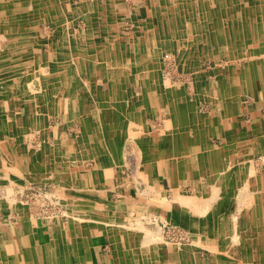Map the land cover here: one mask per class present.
I'll list each match as a JSON object with an SVG mask.
<instances>
[{"label": "crops", "instance_id": "crops-1", "mask_svg": "<svg viewBox=\"0 0 264 264\" xmlns=\"http://www.w3.org/2000/svg\"><path fill=\"white\" fill-rule=\"evenodd\" d=\"M112 1L114 2V4L111 5ZM200 1L202 7L205 6V4H208L206 2L207 0ZM230 1L232 4H235L233 5V7L236 6L235 9H233L235 13L237 12V10L243 12V16L241 19L236 18L234 12H230L228 13V18L224 20V18L220 14L222 9L219 8L220 12L218 11V6L221 7V3L223 1L214 0L212 7L209 9L211 13V21L204 25L202 20H199L202 12L200 11L199 13L198 11L197 17L194 9L195 2L193 0H167L166 4L162 0H107V13L112 10V15L115 14L114 16L116 17L114 29V39L116 40L113 44V49L111 48V44H109L110 38H104V43L103 40H99L98 37H96V39L93 41L96 46H100L102 44L106 45L107 49L113 50L115 52L116 60H113L111 56L108 58L106 55L99 52L90 59L87 58L85 60L83 58H78L76 60L77 67L75 66V68L73 69L72 75H64L63 73H59V75L55 77H52L53 75L46 78L42 77L41 81L38 78L32 79L33 86H31V89H35L36 91L38 89L44 90H42L41 94H38L35 91L36 93H33V95L35 94L34 99H32L28 103H15L14 108L7 113L2 108L3 103L0 101V115L1 113H3L2 116L5 117H3V120L0 121V127L8 125L9 130L11 128V132L17 135L16 132L18 131V128H23L25 126V123H27V120H30L22 114H27L29 111L35 113V106L39 105L34 104V102L37 101L38 103L42 100L48 99L46 103L50 105L45 106L46 110L43 108L42 110L54 115L61 113L64 122L63 128L71 126L72 131L78 130L77 133H74L71 144L68 143V141H63L64 139H58L55 141V144H58V153H61L62 150L64 151L72 149V157H70V161L68 162V164L75 165V159L81 158V155L78 152L81 150V148L88 147L87 149H85L86 151H83L85 152L83 161L89 162L90 159L93 160V163L95 164V167L97 169L96 173L94 174L89 172L87 174H84L79 170L81 168L80 166H78L73 169L72 173H68L67 168L69 167V165L66 169L61 166V169L56 170L59 174L57 178L59 185L62 181L61 178L65 175L66 179H68L66 180V182L71 183L72 181H77V183L80 182L81 184L86 180V184H89L90 187H94L99 184V179L102 178L104 179L103 182L106 181L103 186H107V188H109L108 181L110 177L109 179H107L106 176H104V173L108 172L113 176L112 167L117 159L123 162V165L120 168V174L125 173L126 169H130L131 174H133V169L131 168V166L128 167L124 164V158L120 155V153H116V145L113 144V141L115 139L113 138L112 140V137L110 135L106 133V135L104 134L105 139L102 142L103 146L101 147V152L98 146L92 145V143L94 144V142L97 141L95 140L96 134L93 135V138L91 134H87L88 131L90 132V122L92 121L91 119H82L86 122V124L80 122L77 123L76 121H71V119L65 120V113H63L58 107V103L61 101V94L59 95L58 90L137 89L132 91L135 92L140 89H165V86H161L159 81L163 63L165 61L171 60L178 61L181 62L179 70L181 71L182 69H184V75H192V77L194 78L195 85L193 89L200 90V96L196 97L200 99L201 106L198 107L197 104L191 101L192 108L189 109L187 114H183L186 119H188V123H184V125L182 126L176 125L175 128L178 127V130L174 131V128L173 131H171L173 137L171 140H169L168 143H171V146L175 148L173 144L177 143L176 141H180L183 143L184 151L183 153H181L178 160L176 158L178 156H176L174 153L170 155V158L176 160L174 166L175 170L180 169L186 172L187 168H190L191 163H188V160L185 158H187V156L188 158H190L192 153H198L195 159H197V161H200L201 157L202 166L195 167L194 164H191L192 168L189 169V172H191L192 170H194L193 168H195L198 172L197 174L199 175L200 180L205 181H207L209 173L213 170L219 171V173L224 176L223 172L225 167L227 166H223V164L227 162L228 165L231 161L232 166L238 165L240 160V154L238 155L237 153H235L237 154L235 155L237 157L236 159L228 160L229 155L231 154H223V150H225L224 147L226 146L225 144H230V146L234 144L233 146L235 150H239V145H247V142L242 141L244 140V137H241L240 133H242L244 130H246L247 133L248 131H251L254 121H258L260 119L264 120V114H261L259 117L257 116L258 118L253 114L254 117H250L248 120H246L245 123H242L241 120H239L235 123V126H233V123L227 126L225 124V119H231V114L235 110L234 103L239 99H245V96H248V98L252 99L253 102H255L259 97L262 101H264V91L259 90V88L262 87L261 85H263L264 87V81H262V84H258V89H255L256 84H253V86L255 87L246 86L251 83V76H253V72H248V69L251 70V67H255L258 70V73H256L255 75H258L259 77L262 76L264 78V58L260 61L261 63H263V65H261L262 67L260 66V63L258 66L249 64V67L245 68L243 71L234 70L231 73L234 78L224 77V80H220V86L218 85V82L216 84L212 82L210 83L211 77L206 78V75H202L200 73L202 66L199 63H196L195 54L197 53L198 55H201L204 53L206 47L209 48V46L212 47L213 45L214 48L218 49L217 42L218 44H220V49H218L216 53H222V55H230L233 48L235 46H241V43L243 41L247 40L248 42H252L254 41V38L264 37V6L262 4V0H253L251 2L246 0L247 4H245V6H241L239 0ZM81 2L82 0H78L77 2L76 0H59L58 4L61 7V10L72 11V9L76 8ZM123 2H127V4ZM122 3L123 5L126 4V7L127 5L132 6L130 15L122 14V8H124ZM74 4L75 6H73ZM217 12H219V15ZM192 13H194V15ZM78 15L79 18L75 20V24L81 27L82 19L80 18V12H78ZM190 15H193V19H190ZM219 16H221L220 19L223 21L220 27H218L220 20ZM250 16L254 18V20L249 21L247 17ZM126 19L129 20V22L131 23V27L133 28L136 23L138 31L141 33V37H134V29L132 38L128 36H122L120 34L119 26L121 24L127 23ZM175 20L181 21L180 24H175ZM261 25L263 28L261 30H258L257 27ZM72 26L69 28L74 29L75 27L73 28ZM193 27L195 28V32L192 35L191 30L193 29ZM43 28L45 30L46 27ZM215 29L217 30V34H214L211 31ZM76 33L77 32H75V34ZM186 45L194 46L193 61L190 63H188L184 59H178V56L180 54L177 55L173 52V50L175 52L179 51L178 49H181L180 47H185ZM138 49H140V54L142 53L141 56L143 57L142 59H140L142 63L141 66L135 64V52ZM157 51H162V54L166 56L162 58V56L159 55L158 65H151L152 59L148 58V55ZM179 53H181V51ZM211 53L214 54L213 51H211ZM138 56L141 57L140 55ZM241 60L243 61L242 57H240L239 61ZM192 63H194V65H192ZM9 65L10 59L8 60L7 68L9 67ZM11 65L14 66L13 61ZM109 68H111L112 70H110ZM27 72L32 71L29 69L25 70V72L23 71V73L25 74ZM66 76L69 78H67ZM206 79L207 82L205 85ZM175 89L181 88L177 87ZM203 89H218L217 96L214 92H212L211 95H205V97H207L208 99H212L208 101V104H205V106L208 105V108H210L211 106L212 108L210 109H212L211 111H213L214 114H216L217 108L220 109L218 115L214 116L212 115V113L207 115L204 112L202 104L203 102H205L206 98L203 97V95L201 96ZM154 92L157 95L162 94L160 90H155ZM218 96L219 98L221 97L222 100L221 106L220 104L216 105L218 104V101H216L218 100ZM21 105H23V107H25L26 109H23ZM149 109L150 113L151 111L154 112V119L151 117L142 118V124L145 126V128L148 129V131L145 133V137L147 139L151 138L153 145L159 147L161 138L163 136L165 137L164 134L166 133V126L164 121L166 119V116L169 115L167 113L168 108L166 107L165 103L161 102L158 107L154 106L152 108H148L147 110ZM159 115L161 116L160 119L157 118ZM16 116L18 117L17 121L15 120ZM247 123L250 125L249 128ZM105 125L107 126L108 123H105ZM240 126L241 128H244V130L239 129L238 127ZM164 131L165 133L163 134ZM182 133L187 137L178 138V134ZM85 135H87V137H85ZM200 135L203 136V141L201 142L197 140L199 139ZM76 136L77 140H75ZM107 136H110V139H108L109 137L107 138ZM259 136L262 137V140H264V130H261V128L254 130V140H256V143ZM166 137L168 138V136ZM1 138L0 149L5 152L4 148L6 147L8 148V151L11 152L12 150H9V148H11L13 144L11 143L3 146V140ZM90 142L91 144L88 145ZM209 143L211 145L210 147L208 146ZM216 143H218L217 146H215ZM222 143L223 146L221 147L220 145ZM15 146L19 155L17 156L15 154L12 156V158L8 156L9 161L11 160L8 166L14 167V156L20 158V154L23 155L26 152L25 148L22 149L17 144ZM90 148H93L94 151L100 153V155L89 152ZM112 149H114L115 153L112 152ZM160 150L162 151L163 156L165 154H168V152L164 151L166 150V148ZM58 153L54 155L60 156V154ZM209 156L218 157L219 161L217 165H222L209 170ZM21 160V162L23 163V158ZM99 160H103L105 163L103 169L102 165L99 164ZM234 161H236L235 164ZM155 162L158 165L150 160H141V164L137 166L136 179H139L138 177L144 178L145 175H147L148 178H153V173L154 171H157V166L160 168V170H163V167L159 166V160H155ZM25 164L27 165V163ZM238 169L239 168L237 167V170L233 171V175L235 176V182L232 183L234 186V195L236 196L238 203L244 206L245 214L250 220L249 225L251 226V229L249 227L248 234H250L251 236V234L253 233L254 236H252V240L250 238L251 243L249 245L250 252L248 259H241L238 264H264V208H261V203H264V174L259 177L257 176L256 171L252 172L243 168H240L239 170ZM54 172L55 171L50 169L45 171V175H52ZM201 174H207V176H201ZM128 175L129 173H127V176ZM243 175L247 176H245L244 180L242 179ZM180 181H184L183 185H185V188L187 190V186L189 183L187 179L185 181L184 178L183 180H181L180 178L177 180V183H175L176 188L179 186ZM241 183H243V189H241ZM166 185L167 188H171L170 184ZM189 186L191 188H196V185L192 183ZM60 187L62 186L60 185ZM238 187L240 189H238ZM222 189L224 191L225 187ZM225 193L226 191L223 192V194ZM87 198L91 200V203L83 204L82 207L85 206L86 211L92 212V209H94L95 211V209L99 208L100 210H103V212L105 213L104 215L107 216V220L112 218L110 217L111 214L109 212L111 211L112 213L115 207L111 204V202L107 203L106 200H103L104 203H102L101 200L96 198L95 196L90 197L88 195ZM83 201L87 202L86 200ZM97 201L99 203H97ZM249 203H251V205ZM254 204H258V206L260 207L259 211L255 209ZM124 206L123 209L126 216L125 219L127 220L129 218L127 216V205ZM11 211L13 212L15 210ZM193 211L194 210L190 211L189 213V219L191 220L196 217L194 214L192 216ZM258 213L259 216H257ZM17 214L19 218L22 219L19 225L14 226L10 229V233L18 236V239L15 238L12 241L5 242L3 238L1 239L0 237V264H168L167 256L171 254L170 250H168V246L162 249L151 248V250L148 249L145 251L142 244L138 243L136 240V238H138L137 233L135 235L132 234L133 232H135V230L130 231L129 229H127L123 234H119L116 231L114 232L111 227L108 229L104 228V222L103 226L100 225L99 227H97L98 225L89 223L91 220H94L91 219L93 217L91 214H88L87 220H85L88 221L87 225L79 224V227L76 230L74 228L75 225H73V223L70 224L69 222V228H66L65 232H62L61 234H55L54 236L46 234L45 230L42 227H39V230L35 228L32 229L34 222L31 219L32 217H29L27 212L24 215H21L19 213ZM228 215L229 214L227 212L224 214L223 221H231L234 225L232 228L233 230L234 227H236V223L233 221V219H231L232 216ZM200 218L201 216H199V219ZM222 225H224V223H222ZM258 225L261 226V231H259ZM229 231L223 230V233L227 235L229 234ZM91 232H106L110 235L123 237V240L120 242V244L113 245L112 254L109 256V259L106 261V263L105 261H101L98 258V256L102 255V251L98 249L100 247L95 248V252L99 254L98 256L97 253L94 255L92 253V247L88 243V237ZM201 232H203V234H207L208 236V239L205 240V244L211 249L213 258H217L218 256L220 259H222L223 254L218 253V251H221L219 248V244L221 242L223 244L229 243L230 239L226 235L221 234L223 235L221 238L225 236L227 239L218 242L220 235L219 237L213 236V234L212 236H209L205 227H202ZM256 235L257 239H255ZM2 237H5V235H2ZM94 238H97V236H94ZM94 242L95 244L100 243L98 239H96ZM202 242H204V240ZM71 244L73 245L71 246ZM237 245H239V241L237 242ZM227 247L228 245H226L225 248ZM122 249L124 251H121ZM178 252L179 253H177L176 256H184V258H187V261L189 262L188 264H207L206 262H202L201 259L198 258V256L192 257L191 251ZM115 256H118V261L113 260ZM224 262L226 264H230L227 260H224ZM210 264L223 263L219 261L215 263L213 261Z\"/></svg>", "mask_w": 264, "mask_h": 264}, {"label": "bare ground", "instance_id": "bare-ground-1", "mask_svg": "<svg viewBox=\"0 0 264 264\" xmlns=\"http://www.w3.org/2000/svg\"><path fill=\"white\" fill-rule=\"evenodd\" d=\"M58 1L59 0H0V72L4 71L8 73L10 77H12L10 85H12L13 87L18 88L20 86L19 85L20 81L18 80V78L26 77L25 76L26 74L23 73V71L25 72V70L28 69L31 70L32 73H34V75L36 74L37 76L36 78H38L41 81L42 77L46 78L52 75H53L52 77H55L59 75V73L60 74L63 73L64 75H72L73 69L75 68V66L77 67L76 60L78 58H83L85 60L87 58L90 59L99 52L106 55L108 58L111 56L113 60H116L115 52L113 50L107 49L106 45H102V44L100 46L99 45L96 46L93 41L96 39V37H98L99 40H103L104 38H110L111 42L109 41V44H111V48L113 49V44L115 43L116 40L114 39L116 17L114 16L115 14L112 15V10L107 13L108 11L106 9L107 0H82V2L79 3L76 8L72 9V11L61 10ZM77 1L78 0H76V2ZM162 1L165 4L167 2V0H162ZM193 1L195 2L194 9L196 14L198 11L199 13L200 11L202 12L199 20H202L204 25L207 24L209 21H211L210 20L211 13L209 9L212 7L214 0H207L206 2L208 4H205V6L203 7L201 6L200 0H193ZM222 1L223 2L221 3V7L218 6V11L220 12L219 8L222 9L220 14L225 20L226 18H228V13L230 12L235 13L233 9H235L236 6L233 7V5L235 4H232L230 0H222ZM112 4H114L113 1L111 5ZM78 12H80V18L82 19L81 27L75 24V20L79 18ZM219 12H217L218 15ZM192 14L194 15V13ZM193 15H190V19H193ZM221 16H219V19ZM235 16L236 18L241 19L243 16V12L237 10ZM180 22L181 21L179 20L174 21L175 24H180ZM222 22L223 21L220 19L218 27L222 25ZM69 25L70 26L73 25L77 30V33L74 34V36L73 34H71L70 36L67 33V29L70 27ZM43 27H46L45 30ZM262 28H263L262 25L257 27L258 30H261ZM133 29H134V37L135 38L141 37V33L138 31L136 23ZM191 31L193 35L195 32V28L193 27ZM211 31L214 34H217L216 29ZM193 47L194 46L192 45L190 46L186 45L185 47H180L181 49L177 48L179 51L175 52L173 50V52L177 55L180 54L178 56V59H184L188 63H190L193 61V56H194ZM180 51L181 53H179ZM140 52H141L140 49L136 50L135 52V64L138 66H141L142 63L140 59L143 58L141 56L142 53L140 54ZM138 55H140L141 57H139ZM159 55H161L162 58L166 56L162 54V51H157L154 53H150L148 55V58L152 59L151 65L152 64L155 66L158 65ZM9 59H10V65L7 68V63ZM12 61L14 62V66L11 65ZM165 62H167L168 65L169 64L177 65L176 66L177 70H179L181 66V62L178 61L171 60ZM196 63L198 64V62ZM192 65H194V63H192ZM109 69L112 70L111 68ZM186 76L188 75H184L183 77ZM159 81L161 86H165L164 87L165 89H140L135 92L132 91L137 89H59L58 90L59 95L61 94V101L58 103V107L63 113H65L64 114L66 118L65 120L74 117L77 119L76 120L77 123L80 122L86 124V122L83 121L82 119L85 118L91 119L92 121L90 122V132L88 131L87 134H91L92 138L93 135L96 134L95 140L97 141V143L94 142V144L92 143V145L98 146L101 152L102 151L101 147L103 146L102 142L105 139L104 134L106 133L110 135L112 137V140L113 138L115 139L113 141V144L116 145L115 146L117 151L116 153L117 154L120 153V155L124 158V164L128 167L131 166V168L134 171L133 174H129L127 176V179H124L121 174L120 175L118 174V179H116V181L114 180L113 181L116 185L117 183L119 184L121 183L123 186H121L120 188L117 187V189L113 188L112 184L110 183L112 181L111 173L108 172L104 173V176H106L107 179L110 177L108 181L109 188H107L105 193L104 192L101 193L99 191L101 190L100 188L97 190L93 187H91V189L87 190L85 193L84 189L90 187L89 184H86L87 182L86 180L81 184L80 182L77 183V181H72L70 183V182H66V180L68 179H66L64 175V177L61 178L62 181L60 182V185L65 189L64 195L66 196V198L64 203H65V210L66 207H68V211L67 210H66L67 212L62 211L61 219L62 217H66L68 220H70L69 221L70 224L73 223V225H75L74 228L77 230L79 224L80 225L88 224L87 223L88 221H85L87 220L88 214H94L96 216L102 214V216L104 217L102 220V223L104 222V226L103 224L101 226L107 229L111 227L114 232L116 231L119 234H123L127 229H129L130 231L135 230V232H133L132 234L135 235L137 233L138 238H136V240L138 243L142 244L145 251L148 249L151 250V248H157V249L158 248L162 249L164 247L166 248L167 245L165 244L164 238L161 235L159 229H157V231H151L148 230L145 227V225L141 223L142 221L140 220L139 221L136 220L135 222H133L131 219H127V220L125 219L126 216L123 206L127 205L128 207L129 204L127 202V199L125 200V197L123 195L125 194L127 187H130L133 191V194H135L136 196L138 194H141L142 196L146 197V195H149L151 194V192H153L152 189L156 187L157 180L161 183L163 182L164 184L165 183L170 184L172 189V200L168 201V196L164 191L161 190L162 198H163L162 200H164L163 201L164 203L171 202L173 206L171 208L172 211H174L176 214L180 212L181 213L180 215L184 216L183 223L185 226L189 227L190 235L193 234L199 235L197 232L203 234L201 230L202 227L204 228V225L200 222L199 216H201V213L207 207V203H208L207 202L208 199L204 200L202 204L199 203L200 200H202L201 198H203V196L201 195L205 194L206 191L205 192L203 191L202 193L197 192L195 194L198 195L195 196H189L186 194L181 195L179 192L175 190L176 188L175 183H177V180L179 179L177 178L178 170L177 169L175 170L174 167L176 160L173 158L171 159L170 155L174 153L176 156H178L176 157L178 160L181 153H183L184 151L183 149L184 146L182 142L176 141L177 143L173 144L175 148H173L171 146V143L168 142L173 137L171 131H173L176 125L182 126L184 125V123L186 124L188 123V119H186V117L183 114H187L189 109L192 108L191 107L192 102L188 100L189 97H186L185 95L186 91H184L185 89H175L178 87V85L175 84L173 85L172 78L167 77L164 63L161 70ZM191 83L193 84L194 87L195 85L194 78H192ZM31 86H33L32 80L30 81L27 89H29L31 94H33L36 90L31 89ZM191 89H192L191 92L195 94V97L200 96L199 89H193V88ZM42 90L44 89H38V91L36 92L38 94H41ZM155 90H160L162 94L161 95L155 94L154 92ZM84 96H88V97H84ZM33 98L34 96H28V100L26 102L27 103L30 102ZM161 102L165 103L166 107L168 108L167 113L169 115L166 116V119L164 121L166 126V133L164 131L163 134L165 133L164 134L165 137L163 136L161 138L159 147H156V145H153L151 138L147 139L145 137L146 135L145 133L148 131V129L145 128V126L142 124V118L151 117L154 119V114H153L154 112L151 111L150 113V109L149 110L147 109L152 108L154 106L158 107ZM15 103L17 104V102H14V104ZM49 105L50 104L45 103V105L42 108L46 110L45 106H49ZM31 113L33 112L29 111L27 114L23 113L22 115L27 117V119H31ZM2 115L3 113H1L0 115L1 116L0 121L3 120L4 116ZM160 117L161 116L159 115L157 118L160 119ZM17 119L18 117L16 116L15 120L17 121ZM105 123H108V125L106 126ZM176 130H178V127H176L174 131ZM110 136H107V138L109 137L108 139H110ZM166 136H168V138ZM85 137H87V135H85ZM179 137L184 138L187 136L182 133V134H178V138ZM75 140H77V136ZM90 144L91 142L88 145ZM57 145L58 144H55L52 147H50L47 144H43L42 148H40L35 155V158L38 157L39 164L40 166H43L45 171L50 169L56 171L61 169V166L66 169L67 166L69 165L68 162L70 161V157H72V149L64 150V151L62 150L61 153H58ZM233 145L223 150V154H231L229 155L228 160L236 159L237 157L235 155L237 154L239 155L240 152H242L235 150ZM3 146H5L4 143ZM164 148H166V150L164 151L168 152V154H165L163 156L162 151L160 149H164ZM4 150L7 154L10 155L9 156L10 158H12V156L15 154L17 156L19 155L16 146L15 148L12 149L11 152L8 151V148L6 147L4 148ZM25 151L26 152L24 154V158H25V163H27L28 162L27 159H30L32 156H34L35 150L31 152L30 150H25ZM89 152L100 155V153L95 152L93 148H90ZM112 152H114V149H112ZM236 152L239 153L235 154ZM57 153L60 154V156L54 155ZM50 157H54V159H51ZM49 158L51 161H49ZM19 159L21 158H17L14 156L15 171L20 170L21 165ZM141 160L143 161L150 160L153 161L156 165L158 164L155 162V160L156 161L159 160V164H160L159 166L163 167V170L166 171L167 178L164 180L163 174L161 173L163 172V170H160V168L157 166V171H154L153 178H148L147 175L144 176L145 180L148 179L153 180L151 182L153 187L139 182L136 179V174H137L136 170H137V166L141 164ZM208 160H209L208 163L210 165L209 170L213 168H217L218 166L222 165V164L217 165L219 159L216 156L214 157L209 156ZM99 164L102 165V169H103V167L105 166L104 161L99 160ZM229 165H232L231 161ZM223 166H228V165L225 162ZM23 169H25L24 166ZM247 170L252 172L256 171L255 169L251 168V165L248 166ZM201 176L206 177L207 174H201ZM245 176L246 175L242 176L243 180L245 179ZM223 179L224 176L221 175L219 171L214 170L209 173L207 177V183H209V187L207 189H211L210 193L215 191H217L218 193L220 189L218 183L219 182L223 183ZM105 182L106 181H104L103 184H105ZM242 186L243 183H241V189H243ZM112 189H115V197H112V192H111ZM181 189L184 192H187L185 185H182ZM238 189L240 188L238 187ZM88 195L90 197L95 196L96 198L100 199L102 203H104L103 200H106L107 203L111 202V204L115 207V209L111 213L112 215H110V217L112 218L107 220V216L104 215L105 213L103 212V210H100L99 208L95 209V211L94 209H92V212L86 211L85 206L84 207L82 206L83 204L91 203L90 202L91 200L87 198ZM83 200H86L87 202ZM10 209L17 211L21 215H24L26 213V211L23 210L21 206H16V205L10 206ZM192 210H194L193 214L197 218L195 217L191 220L187 217H189V213ZM99 226L100 225H98L97 227ZM233 226L234 225L231 221H225L221 233L224 234L223 230L225 231L231 230ZM33 228L37 230L40 229L39 226L37 227L34 225L32 229ZM72 245L73 244H71V246Z\"/></svg>", "mask_w": 264, "mask_h": 264}, {"label": "rangeland", "instance_id": "rangeland-1", "mask_svg": "<svg viewBox=\"0 0 264 264\" xmlns=\"http://www.w3.org/2000/svg\"><path fill=\"white\" fill-rule=\"evenodd\" d=\"M239 1L241 3L240 4L241 6H245V4H247L246 0H239ZM248 1L251 2L253 0H248ZM263 1L264 0H262V4L264 6ZM123 3L127 4V2H123ZM126 4L123 5L124 8H122L123 9L122 14L130 15L132 6L127 5L126 7ZM73 6H75V4ZM247 19L249 21L254 20V18H252L251 16L247 17ZM126 20H127V23L121 24L119 26V32L122 36H128L132 38L133 27H131V23L129 22V20L128 19ZM72 27L74 28V26ZM75 32H77L75 28L67 29V33L70 36L71 34H73L74 36ZM241 44H242L241 46H238V47L235 46L232 52L230 53V55H222V53L221 54L216 53V51L220 49L219 48L220 44H218V42H217L218 49L214 48V45H213L212 47L209 46V48L206 47V49L204 50V53L201 55H198L196 53L195 54L196 62H198L202 66L200 73L202 75H206V78L211 77L210 83L212 82L216 84L218 82V85L220 86V83H221L220 80L221 79L224 80V77L234 78L233 75H231V73L234 70L243 71L245 68L249 67V64L250 65L254 64L255 66H258L260 63V66L263 65V63H261L260 61L264 58V37L254 38V41L252 42H248L246 40V41H243ZM210 50L213 51L214 54H212ZM240 57H242L243 61L242 60L239 61ZM164 64H165L166 75L167 77L172 78L173 85L175 84V85H178L179 88L185 89L184 90L186 91L185 95L186 97H189L188 100L197 104L198 107L201 106L200 99L195 97V94L191 92L192 91L191 88H193V84L191 83L192 78H193L192 75L183 77L185 74L184 69L180 71V70H177L176 68L177 65L175 64L168 65L167 62H164ZM250 69L251 70L248 69V72H253V76H251L252 77L251 83H249V85H246V86L250 87V86H253V84H256L255 85L256 87L255 86L253 87H255V89H258L257 88L258 84L260 83L262 84V81H264V78L262 76L259 77L258 75H255L256 73H258V70L255 67L254 68L251 67ZM31 73L32 72H27L26 77L18 78V80L20 81V84H19L20 86L18 88H15L12 85H10L12 77H10V75H8V73L4 71L0 72V101L3 103L2 108L6 111V113L10 112L11 109L14 108V105H15L14 102H17V104H19V101L23 103L28 100V96H35V94L34 95L31 94L29 89H27L32 78L35 79L37 77L36 74L34 75V73L32 74ZM169 74L172 76H170ZM206 82H207V79L205 80V85H206ZM261 86L262 87L259 88V90L264 91L263 85ZM217 91L218 89H203L201 96L203 95V97H205V95L207 94L211 95L212 92H214L215 95L217 96L218 95ZM205 98H206L205 102H203L202 104V108L204 109V112L207 115L210 113H212V115L214 116L218 115L220 112V109L217 108V112L216 114H214V112L211 111L212 109H210L212 108L211 106L210 108H208V105L205 106V104H208V101L212 99H208L207 97ZM47 100H42L41 102H38V103L37 101H35L34 104H37L39 106H44ZM213 100H216V99H213ZM216 101H218V104L216 105H219V104L220 106L222 105L221 97L219 98L218 96V100ZM23 105H21V107H23ZM39 106L35 107L36 112L31 113V119L27 120V123H25V126L23 128L21 127L18 128V131L16 132L17 135L11 132V128L9 130L8 125H4L0 127V136L2 137L0 138L3 140L2 142L5 144V146L7 144H11V143L13 144L11 148H9V150H12L13 148H15L16 144L22 149L25 148V150H30V152L35 150L34 156H32L30 159H27L28 161L27 165L24 163L25 161L24 154L23 156L21 154L20 158L21 159L23 158L24 164H22L21 162L22 160L19 159L21 167L19 171H15L13 166H8L9 162H11V160L9 161V157H8L10 155L6 154L0 149V194H1L0 195V237L1 239L3 238L5 242L12 241L15 238L18 239V236H15L10 233V229L14 226L19 225L22 219V218H19L17 211H13V212L11 211L10 206H15V205L21 206L22 209L28 213L29 217H32L31 218L32 221H35L33 225L37 227L39 226L40 228L42 227L45 230L46 234L48 235L54 236L55 234H61L62 232H65L66 228H69L70 220H68L66 217H62L61 219L62 211H66V210L68 211V207H66V210H65V203H64L65 198H66V196L64 195L65 189L60 187L58 183V180H57L58 175H59L58 171H55L52 175L46 176L43 166H40L38 157L35 158V155L39 151V149L42 148L43 144H47L48 146L52 147L53 145H55V141L58 139L59 140L64 139L63 141H68V143L71 144L74 133H77L78 130L72 131L71 126L63 128L64 122H63V116L61 115V113L54 115L47 111L41 110L42 107H39ZM234 106H235V110L231 114L232 115L231 119L230 118L225 119L226 126L232 123H233V126H235V123L239 120H241L242 123H245L246 120H248L250 117L251 118L254 117L253 114L256 117L257 116L259 117L261 114L262 115L264 114V101H262L260 97L255 102H253L252 99L248 98V96H245V99H239L238 101H236L234 103ZM23 109H26V108L23 107ZM76 120L77 119L74 117L71 118V121H76ZM247 125L249 128L250 125L248 123ZM238 128L241 130H244V128H241V126ZM259 128H261V130H264V120L260 119L258 121H254L252 124L251 131H248L247 133V131L244 130L242 133H240V136L244 137V140L242 141L247 142V145L239 146V149L241 150H238V151H242L240 152L239 164L233 165V166L228 164V166L225 167L224 172H223L225 176L224 182L218 183L216 181L218 185L220 186L218 193L217 191L210 193L211 189H207L209 187V183H207V181L205 180H200V177L197 174L198 172L195 168H193L194 170L189 172V169L192 168L191 164L192 165L194 164L195 167L202 166L201 157H200V161L199 160L197 161V159H195L198 153H192L190 158H188V156L187 158H185L188 160V163H191L190 168H187L186 172L180 169H178V172H177L178 174L177 178H180L181 180H183L184 178L185 181L187 179L189 183L187 186V192H184L181 189L184 181H180L179 186L175 188V190L179 192L181 195L186 194L189 196H195V195H198V194H195L197 192L202 193L203 191L204 192L206 191L205 194L201 195L203 196V198H201L202 200H200L199 202L202 204L204 200L208 199L207 207L201 213L200 220L202 221L200 222L204 225L209 236L210 235L212 236L213 234V236L219 237L220 235L218 242L219 241L221 242L224 239H227L225 236L221 238L223 235H226V234L221 235L222 228H223L222 223H224L223 219H224V214L226 212L230 216H232L231 219H233V221L236 223V227H234L233 230L231 229L229 231V234L226 235L230 239L229 243L223 244L221 242L219 244V248L221 251L220 252L218 251V253L223 254L222 259H220L218 256L217 258H213L211 249L207 247V245L205 244V240L208 239L207 234L201 233L202 234L201 235L200 232H197L199 235L197 234L190 235L189 227L185 226L183 223L184 216L180 215L181 214L180 212L176 214L174 211H172L171 208L173 206L171 202H168V203L163 202L164 200H162L163 199L162 191H164L166 195L168 196V201L172 200V189L170 187L167 188L166 183L164 184L163 182L161 183L157 180L156 187L152 189L153 192H151V194L149 195H146V197L142 196L141 194H138L136 196L135 194H133L132 189L130 187H127L125 194L123 196L125 197V200L127 199V202L130 205V206L128 205L127 207V214H128L127 216L129 217L128 219H131L133 222H135L136 220L142 221L141 223L145 225V227L148 230H151V231H157V229H159L161 235L164 238L165 244L168 246V250H170L171 252V254L167 256L168 264H188L189 263L187 261V258H184V256L182 257L176 256V254L179 253L178 251H189V252L191 251L192 257L198 256V258L201 259L202 262H206L207 264H210L213 261L215 263L219 261V262H222L223 264H226L224 260H227L230 264H235V263L238 264V262L241 259H244V260L248 259L249 252H250L249 245L254 236H253V233L251 234V236L250 234H248L249 227L251 229V226L249 225L250 220L247 218V215L245 214L244 206L238 203V200L236 199V196L234 195L235 194L234 186L232 183L235 182L234 181L235 176L233 175V171L237 170V167L239 169L243 168L247 170L248 166L251 165V168L256 170L257 176L260 177L262 174H264V142H263L264 140H262L261 139L262 137L260 136L257 139V143H256V140H254V130L259 129ZM197 140L199 142L203 141V136L200 135L199 139ZM217 145L218 143L215 144V146ZM225 145L226 146L224 148H227L230 146V144H225ZM208 146L209 147L211 146L210 143L208 144ZM220 146L222 147L223 143ZM87 148L88 147L81 148V150L78 152L81 155V158L75 159L74 161L75 165L69 164V167L67 168L68 173H72L73 169L78 166H80L81 168V169L79 168L78 169L84 174H87L88 172L93 173V174L96 173L97 169L95 167V164L93 163L94 162L93 160L89 158L90 159L89 162L83 161L85 157V152L83 151H86L85 149ZM236 153H239V152H236ZM50 158L54 159V157H50ZM50 158H49V161H51ZM89 159H86V160H89ZM252 162L253 163L256 162V163L253 164ZM235 163L236 161H234V164ZM122 165H123V162L120 161L119 159H117L115 164L113 165L112 179L114 181L118 179V174L120 175V168L122 167ZM23 166L25 169H23ZM164 171L165 170H163V172L161 173L163 174V177L165 180L167 176H166V171H165V174H164ZM127 173L131 174L130 169L129 170L126 169L125 173L121 174L123 175L124 179H127ZM138 178L139 179L137 180L139 182L153 187V185L151 184V182L153 181L152 179L145 180L142 177H138ZM99 180H100V183L94 186L93 188L97 190L100 188L101 190L99 191L101 193L102 192L105 193L107 190V186L105 187L103 186L104 179L101 178ZM113 180L110 182L113 188L117 189V187L120 188L121 186H123L121 183L120 184L117 183L116 185ZM191 183L196 185L197 188H191L189 186L191 185ZM224 187H225L224 191H226L225 194H223L224 191L222 189ZM88 188L84 189L85 193L87 190L91 189V187H88ZM111 192H112V197H115V189H112ZM97 203L99 202L97 201ZM249 204L251 205V203ZM254 205H255V209L259 211L260 207L258 206V204L257 205L254 204ZM261 205H262L261 208H264V203L263 204L261 203ZM109 213L111 214V211ZM91 215L93 216L92 219L94 218H99V219L91 220L89 223H93L96 225L103 224L102 214H99L97 216L94 214H91ZM192 216H193V213H192ZM257 216H259V213ZM187 218H190V217H187ZM244 225H247V226H244ZM258 228H259V231H261L260 229L261 226L258 225ZM2 235H5V237H2ZM94 236H97V238H94ZM96 239H98L100 243L95 244L94 241ZM255 239H257V235L255 236ZM122 240H123L122 236H114L106 232L105 233L104 232H99V233L91 232L88 237V243L92 247L93 255L97 253L95 252V248L100 247L98 249L102 251V255L98 256L99 254L97 253V256L101 261H105V263L109 259V256L112 254L113 245L120 244ZM203 240L204 242H202ZM238 241H239V245H237ZM226 245H228L227 248L229 249L225 248ZM121 251H124V250L122 249ZM113 260L118 261L119 260L118 256H115Z\"/></svg>", "mask_w": 264, "mask_h": 264}]
</instances>
